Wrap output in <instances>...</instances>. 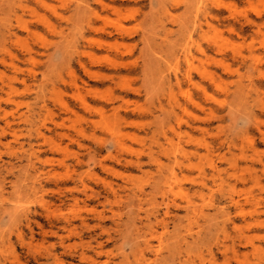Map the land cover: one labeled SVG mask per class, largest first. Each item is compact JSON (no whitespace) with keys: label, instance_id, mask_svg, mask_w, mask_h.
<instances>
[{"label":"rangeland","instance_id":"374dc122","mask_svg":"<svg viewBox=\"0 0 264 264\" xmlns=\"http://www.w3.org/2000/svg\"><path fill=\"white\" fill-rule=\"evenodd\" d=\"M8 31L16 35L4 40ZM26 47L32 49L31 57H24ZM2 57L7 62L0 63V82L16 77L12 81L19 91L24 89L21 80L31 88V95L26 92L27 98L19 96V101L35 108L40 105L35 93L46 100L35 128L47 140L33 148L50 182L28 198L34 212L31 230L22 222L19 232L13 230L0 244V264H89L84 258H95L98 264H133L129 243L135 231L130 219L146 230L137 218L166 208L160 193L152 197L161 172L151 158L167 164L166 146H181L195 163L212 161L218 167L213 176L206 170L203 179L196 171L187 173L182 183L193 188L197 203L200 182L205 184L206 203L217 205L222 194H233L241 208L231 207L230 217L259 248L239 241L229 228L227 243L240 251V257L233 258L231 251L223 253L209 244L210 225L198 218L191 231L197 242L189 247L192 261L264 264V0H0ZM188 71L191 82L184 78ZM175 74L181 85L174 89V98L182 106L174 108L177 116L168 126L163 112L174 103L160 88L168 78L174 82ZM79 98L94 106L106 104L110 118L111 106L126 116L119 127L134 152L115 148L100 124L92 128L90 120L100 117L82 108ZM58 101L69 104L74 113L63 114ZM136 107L147 113H133ZM55 126L65 134L61 139L47 131ZM162 128L168 130L166 137ZM53 144L59 147L52 149ZM19 150L16 145L0 147V165ZM126 157H140L142 168L126 165ZM101 158L104 168L98 164ZM77 159L84 163L78 165ZM3 172L7 181L0 179V194L3 188L9 199L13 177ZM136 185L148 195L140 206L127 207ZM109 187L115 194L107 192ZM177 213L181 222L176 227L168 222V232L161 235L164 243L153 242L158 246L145 254L144 264H159L167 254V238L186 224L185 211ZM150 219L154 221L152 215ZM100 246L103 254L97 256Z\"/></svg>","mask_w":264,"mask_h":264},{"label":"bare ground","instance_id":"6f19581e","mask_svg":"<svg viewBox=\"0 0 264 264\" xmlns=\"http://www.w3.org/2000/svg\"><path fill=\"white\" fill-rule=\"evenodd\" d=\"M21 7L22 10L25 8L23 5H21ZM24 28L28 31L30 29L28 26H25ZM15 35V33L8 31L4 37V40L11 39ZM80 38L84 39V35L82 33H80ZM64 46L65 44L63 45V48ZM31 53L32 49L26 47L24 54L25 56H23L31 57ZM51 60V55H49L47 61L48 65H51ZM6 62L7 61L5 58H0V63L6 64ZM10 65H12V67L16 70L18 69L16 64L14 65L13 63H10ZM201 75L204 76V73L202 72ZM184 78L188 82H191V73L188 71ZM13 79L16 80L18 78L15 77L2 79L0 82V147L14 145L20 146L19 151H12L10 159L5 161L4 164L0 165V175L1 172L4 171L13 177V180L9 181L12 189V191L9 193V199L4 198L3 188L1 189L2 193L0 194L3 198L2 200L0 198V244L4 243L5 239L11 236L13 230L19 232L20 223L22 222H25L26 227L31 230L34 212L31 209V202L28 198L30 196H36L39 192H41V189H44L50 182L48 174L49 171L44 172L40 169V166L37 165L40 163V157L36 155V152L33 148V146H37L36 143H38L39 140L43 141L44 143L47 140L45 133L39 127L35 128L37 125V118H39L42 112L47 108L46 100L42 99L41 93H35L33 99L38 100V102L40 100V105L35 108L31 106L29 101H19V96H23L22 98H27L25 97L26 92L31 95V88L26 85L24 80H21L24 89L19 91L17 86L12 81ZM72 84L76 89H78L75 82ZM180 85L181 82L177 74L174 75V82L168 78L166 81L161 83L160 90L162 94L168 97V100H172V103H174V106L170 108L171 110L169 112H165V110L163 112V121L164 123H167L168 126L170 125L169 120L171 117L177 116L174 108L182 106V104H180L178 100L174 98V89L179 88ZM121 99L124 100V96H121ZM78 102L82 108L92 111L98 114L100 117L99 121L90 120V125L92 128H96L98 124H100V130L102 132H107L115 148L128 153L134 152L133 147L127 146L123 141L120 131L121 128L119 127L120 125L123 126L126 123V116L120 115L118 110L111 106L113 113L112 117L110 118L108 115H106V104L94 106L86 102L84 98H79ZM106 102L110 105L113 104L112 101H109V99H106ZM34 104L36 105L37 103L35 102ZM57 105L60 111L65 115L74 113L73 108L66 102L58 101ZM22 106L25 108L24 110L20 109ZM137 111L138 114L145 115L144 113H147L146 110H142L139 107H136L132 110L133 113ZM161 130L162 136L166 137L168 130H165L164 128ZM47 131L60 139L65 135L58 132L56 126L54 129L47 128ZM76 131L77 133L84 134V130ZM75 141L78 146H82L79 140ZM38 146L41 145L38 143ZM52 146V149L55 148L56 150V147L58 148L59 144H53ZM163 151L168 156L167 164L160 162L158 158L155 159V157H151L161 172L160 179L156 180L154 182V186H152L154 187L152 197L156 194V192L160 193L163 201L166 200V208L162 213H159L158 210L152 212L151 214L148 213L145 218L138 217L139 215L137 214L136 217H138L137 219L139 220L140 226L146 227V230H141L139 227H137L135 218L130 219V224L135 231L133 238L129 243V247H131V256L133 257L134 262L133 264H144L143 260L145 259V254L148 251L155 249L158 245H162L164 243L161 240V235L165 232H168V222L171 221L173 226L176 227L177 224L182 220L177 213L179 210L185 211L186 224L183 225L181 230L179 229V232H177L175 235H169L167 241L171 242L169 243L167 254L160 258L159 264H191V262L195 264V262L192 261V254L191 250H189V247L191 244L197 243L195 242L196 239L193 237L191 231L193 230L194 225L197 226L196 220L198 218H200L206 225H210L207 234L209 244H214L217 246V249L223 253L231 251L233 258L240 257V251L236 249L233 244L230 246L227 243V239L230 237L228 232L229 228L236 231V238L239 241H244L246 244L252 245L255 250H258L259 248L253 244L252 240H250V237H247L244 233L239 232L240 229L230 217L231 207H234L236 210L241 208L239 205V200L236 199L233 194L230 192V195L228 194V196L226 194H222L221 197L224 201H219L217 205L211 204V201L209 200L208 203H206V195L203 194V187L205 184L200 182L198 183V188H200V191L197 192L200 203H197L195 200L196 193L193 191V188H187L184 183H182L183 179L188 178L187 173L190 174L196 171L203 179V177L207 174L206 170H208L213 176L214 173L218 172V167L212 161L202 162L201 160V162L195 163L186 157V153H184V149L181 146H166L163 148ZM98 155H100V152H98ZM94 157H96L95 152H93L91 158ZM123 159L125 164L128 166L133 165L138 169L142 168L143 162L140 157H136L135 159L126 157ZM22 162H24V164L20 165ZM76 162L78 165L84 163L79 159H77ZM98 164L102 168L106 167L103 158L98 159ZM0 179L2 182L7 181V179L2 175L0 176ZM82 188V192H85L86 186L82 185ZM74 189L79 191L77 186H75ZM210 190L212 189H209V191ZM109 191L112 194H115L114 188L109 187L107 192ZM212 192L210 194H212ZM130 195L131 196H129L130 198H128L127 202L128 204L126 205L127 207L135 205L140 206L142 204V200L145 199L148 194L145 193L141 185H136V188L132 189V193ZM95 197L97 196L95 195ZM26 199H28V201L23 203L22 201ZM3 202H5V205H3ZM47 206V203H41V207L46 211ZM204 206L208 207L204 209ZM150 215H152L154 221L150 219ZM218 218L223 219L221 223L215 221ZM212 221L215 222L212 223ZM159 227L162 229V232L158 231ZM99 228L103 231V233H108L107 229L104 230V225H99ZM154 241H157L158 245L154 244ZM99 248L100 249L95 252L97 256H101L103 254L101 251V246ZM124 258L127 259V255L125 253ZM86 259H88L89 264H98L95 258H84V260ZM199 259L200 262H202L200 257ZM214 262L215 259L213 258L212 263ZM104 264L110 263L105 262ZM127 264L131 263L128 262Z\"/></svg>","mask_w":264,"mask_h":264}]
</instances>
